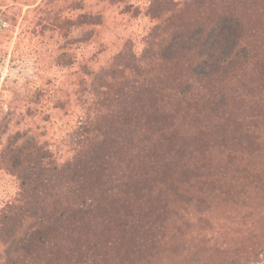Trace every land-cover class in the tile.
<instances>
[{
	"label": "trees",
	"instance_id": "obj_1",
	"mask_svg": "<svg viewBox=\"0 0 264 264\" xmlns=\"http://www.w3.org/2000/svg\"><path fill=\"white\" fill-rule=\"evenodd\" d=\"M164 7L167 16H161ZM191 11L198 17L177 27L158 50L147 40L140 55L124 45L97 72L79 65L90 86H84L85 97L79 95L82 86L77 92L83 108L74 149L57 153L35 136L10 137L0 163L15 178L16 193L0 207V264H138L150 259L162 228L155 210L169 211L166 191L156 187H172L193 171L191 158L174 145L180 136L174 121L181 113L196 123L204 111L222 112L228 102H238L240 92L228 87L241 86L236 72L264 64L240 11L226 0H152L150 13L160 21L152 32ZM94 17L77 16L78 26L99 24ZM162 62L180 65L176 86H158ZM176 77L175 72L170 76ZM233 119L237 130L231 140L239 133L251 135L240 132L239 118ZM237 154L224 151V158L238 161ZM203 162L204 157L196 160Z\"/></svg>",
	"mask_w": 264,
	"mask_h": 264
},
{
	"label": "rangeland",
	"instance_id": "obj_2",
	"mask_svg": "<svg viewBox=\"0 0 264 264\" xmlns=\"http://www.w3.org/2000/svg\"><path fill=\"white\" fill-rule=\"evenodd\" d=\"M226 1L240 11L249 41L264 54V0ZM151 2L0 0V155L15 133L35 136L53 152L74 149L83 108L77 92L82 86L83 96L84 86H90L79 65L97 72L124 45L140 55L147 40L158 50L177 27L198 17L195 11L180 14L152 32L160 21L150 13ZM84 13L99 24L78 26L77 16ZM161 16H167L165 7ZM160 65L158 86H176L180 65ZM236 75L241 86L228 87L240 92L238 102H228L222 112L204 111L196 123L181 113L174 121L180 134L174 145L191 158L193 171L187 179L174 176L172 187H156L166 191L169 211L155 210V221L162 223L158 242L150 259L138 264H264V64L261 69L248 64ZM234 117L239 131L250 136L237 132L231 140L237 130ZM224 151H236L240 159L228 162ZM201 157L205 162L197 164ZM0 168L1 207L16 193V181L5 164Z\"/></svg>",
	"mask_w": 264,
	"mask_h": 264
}]
</instances>
